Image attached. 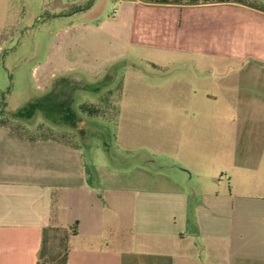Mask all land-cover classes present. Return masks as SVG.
Wrapping results in <instances>:
<instances>
[{
	"label": "crops",
	"instance_id": "obj_1",
	"mask_svg": "<svg viewBox=\"0 0 264 264\" xmlns=\"http://www.w3.org/2000/svg\"><path fill=\"white\" fill-rule=\"evenodd\" d=\"M119 1L111 27L123 37L110 32L111 60L141 49L145 55L131 56L145 60L151 76L173 70L179 111L192 118L143 152L152 167L133 166L127 186L112 185L114 170H105L108 182L98 165L88 168L70 140L0 125V264H42L44 231L73 226L66 264H264V11L234 2ZM10 2L0 0V11ZM97 19L66 26L96 34ZM9 24L0 17V32ZM70 76L79 73L37 72V98ZM61 111L62 123L47 118L49 125L71 127ZM120 226L132 230L127 250L108 231Z\"/></svg>",
	"mask_w": 264,
	"mask_h": 264
},
{
	"label": "rangeland",
	"instance_id": "obj_2",
	"mask_svg": "<svg viewBox=\"0 0 264 264\" xmlns=\"http://www.w3.org/2000/svg\"><path fill=\"white\" fill-rule=\"evenodd\" d=\"M36 1L41 0H34L26 8L25 0H11L8 10L0 11V17L8 18L10 23L0 32V109H3L0 120H4L11 130L24 137L54 135L70 140L81 150L87 167L98 165L106 181L111 182L109 171H105L109 169L118 172V179L113 180L112 185L131 184L126 172L133 166L142 164H127L125 156L142 159L143 152L149 154L148 147L156 145V148L160 138L166 140L175 136L173 130L177 121L189 122L192 118L191 114L185 116L179 111L182 105L178 99L183 96L176 93V78L171 75L173 70L151 76V66H147L145 60L137 58L146 54L141 49H132L139 55L136 58L131 56L133 52L130 50L127 56L111 60L116 38L112 39L110 32L119 40L123 37L120 30L112 31V23L124 6L119 0H90L88 4L87 0H68V4L63 0L64 5L50 0L43 6L37 5ZM73 2L76 4H70ZM114 8L117 9L116 15H112ZM96 18L98 19L94 24L98 20L102 23L100 32L96 34L87 31L81 35V32L68 30L66 26L74 19H83L80 22L82 24L88 19ZM117 45L127 51L126 44L119 42ZM124 59H132L138 65L145 66V71L130 66L118 70L123 90L120 103L122 108L116 124L109 122L113 118V109L108 113L109 121L86 117L79 106L98 103L99 97L109 92L115 81L113 83L111 77L105 74L106 69ZM66 67L71 71L76 70L79 76L52 81L46 95L37 98L40 86L37 85L36 73H53L55 76ZM52 88H64L65 91L58 93ZM96 89L98 91L94 93ZM110 98L117 104L115 91ZM29 103L40 105L39 110L34 109L36 118L32 125L28 124L26 113L22 112ZM62 108L77 112L76 122L67 120L70 122L67 125L71 127L66 129L50 126L49 122L52 120L62 123ZM64 114L66 117V113ZM36 124L40 126L37 127ZM217 130L219 129L214 131L215 135L220 134ZM203 133L199 128V134L204 135ZM150 163L148 160L143 165L152 167ZM190 194H193L192 190ZM108 231L117 233L120 249L127 250L130 247L126 239L130 237L132 230L120 226L117 230Z\"/></svg>",
	"mask_w": 264,
	"mask_h": 264
},
{
	"label": "trees",
	"instance_id": "obj_3",
	"mask_svg": "<svg viewBox=\"0 0 264 264\" xmlns=\"http://www.w3.org/2000/svg\"><path fill=\"white\" fill-rule=\"evenodd\" d=\"M90 0H87L86 4ZM149 3H160V4H185V5H194L202 3H214V2H234L241 3L259 10L264 11V1L261 0H142ZM80 8V7H79ZM124 66H130L131 68H139V66L130 59H124L118 61L115 64L110 65L106 69V74L112 76V82L114 86L105 94V96H100L98 103H84L79 106V109L82 113L86 114V117L89 118H103L105 120H110L108 113L113 109V118L111 121L113 124H116L117 115L119 112L120 102H121V93H122V79L119 78L118 70ZM97 89L94 93H97ZM114 91L117 93V104L111 100L110 96ZM31 108V109H30ZM22 112L26 113L25 119L28 124L32 125L35 121L34 109L39 110L40 105L36 106L33 103H29L28 107L24 108ZM3 109H0V115L2 114ZM21 112V113H22ZM66 120L75 123V118L77 117V112H72L71 110L65 109ZM13 116H19L18 114H12ZM0 125L8 126L4 123V120H0ZM40 125H37L39 127ZM9 127V126H8ZM64 135V134H63ZM115 137V135H114ZM127 164L131 163H145L147 159H141L136 156H125ZM74 227V226H73ZM65 228V227H49L44 231V245L40 251V259L42 264H66L67 259V244L66 240L69 234L74 233V228ZM46 243V246H45Z\"/></svg>",
	"mask_w": 264,
	"mask_h": 264
},
{
	"label": "built area",
	"instance_id": "obj_4",
	"mask_svg": "<svg viewBox=\"0 0 264 264\" xmlns=\"http://www.w3.org/2000/svg\"><path fill=\"white\" fill-rule=\"evenodd\" d=\"M114 12V11H113Z\"/></svg>",
	"mask_w": 264,
	"mask_h": 264
},
{
	"label": "water",
	"instance_id": "obj_5",
	"mask_svg": "<svg viewBox=\"0 0 264 264\" xmlns=\"http://www.w3.org/2000/svg\"><path fill=\"white\" fill-rule=\"evenodd\" d=\"M90 5V4H89Z\"/></svg>",
	"mask_w": 264,
	"mask_h": 264
}]
</instances>
